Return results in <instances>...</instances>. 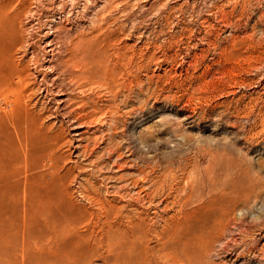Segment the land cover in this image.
<instances>
[{
  "label": "rangeland",
  "instance_id": "obj_1",
  "mask_svg": "<svg viewBox=\"0 0 264 264\" xmlns=\"http://www.w3.org/2000/svg\"><path fill=\"white\" fill-rule=\"evenodd\" d=\"M0 50V264H264V0H0Z\"/></svg>",
  "mask_w": 264,
  "mask_h": 264
},
{
  "label": "bare ground",
  "instance_id": "obj_2",
  "mask_svg": "<svg viewBox=\"0 0 264 264\" xmlns=\"http://www.w3.org/2000/svg\"><path fill=\"white\" fill-rule=\"evenodd\" d=\"M1 18H3V17H1ZM0 51H2V50H0ZM8 57V56H7ZM2 58V57H1ZM1 61H2V59H1ZM1 61H0V63H1ZM2 65V64H1ZM7 72H9V71H7ZM6 74V73H5ZM16 78H17V83H18V88H17V91H16V94H15V97L13 98V100H10V99H5L4 100V104H6L7 102H18V100L20 99V96H21V93H22V91L24 90V89H21L23 86H22V79L19 77V76H17L16 75ZM4 83V82H3ZM6 89H8V88H5V90ZM25 132V131H24ZM30 133V132H29ZM16 135V134H15ZM16 137H17V135H16ZM26 137V136H25ZM26 144V143H25ZM24 144V145H25ZM20 145V144H19ZM26 146V145H25ZM20 147H21V145H20ZM26 149V148H25ZM22 152V151H21ZM25 155V154H24ZM23 212H24V210H23ZM26 245H27V243H26Z\"/></svg>",
  "mask_w": 264,
  "mask_h": 264
}]
</instances>
